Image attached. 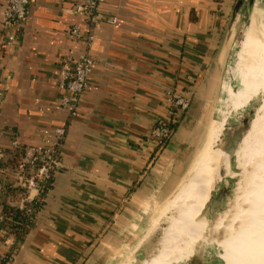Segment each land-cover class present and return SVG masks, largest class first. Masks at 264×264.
Listing matches in <instances>:
<instances>
[{"label": "crops", "instance_id": "1", "mask_svg": "<svg viewBox=\"0 0 264 264\" xmlns=\"http://www.w3.org/2000/svg\"><path fill=\"white\" fill-rule=\"evenodd\" d=\"M236 1L105 0V14L117 23L95 27L85 49L69 37L70 28L82 22L73 13L76 0H32L17 42L3 49L0 0L4 162L23 154L13 142L39 145L43 129H67L62 166L43 205L17 250L14 239L0 241V264L121 263L141 233V214L176 194L195 164L204 106L215 86L212 73L223 66ZM85 50L95 66L70 117L59 107V69L64 56ZM175 91L190 92L191 105L167 145L169 153L156 155L150 133L158 118L168 117ZM12 183V174H0V215L5 204L16 207L21 200L9 195Z\"/></svg>", "mask_w": 264, "mask_h": 264}, {"label": "bare ground", "instance_id": "2", "mask_svg": "<svg viewBox=\"0 0 264 264\" xmlns=\"http://www.w3.org/2000/svg\"><path fill=\"white\" fill-rule=\"evenodd\" d=\"M254 3V14L257 20H255L254 16L253 18L255 19L249 22L245 21L244 31L239 38L238 49L235 55L234 72L241 63L240 59L250 70L247 83L240 87L236 85L233 76L232 84L229 81V87L222 88L220 100H224L225 104L222 105L221 102H218L215 111L218 123L212 128L216 136H218V133L221 134V141L218 142L217 137L214 141L212 140V147L214 146V149L209 151L207 167L202 177L191 179L188 186L179 190L174 196L176 206L173 205L174 207L171 210L169 209V212L166 211L165 217L177 209L178 215L176 218H172L168 234L166 231L163 234L160 242V251L151 260L146 261L145 264H166L177 257L179 258L170 264H186L189 258L196 252L195 246L203 240L208 225L207 221H203L198 225L192 224V221L195 218L194 216L199 214L205 205L209 193L208 186L210 180L213 177L219 176L221 166L226 170L229 167L230 159L225 155V149L229 140V130L226 128V125L232 115L237 113V116L240 117L247 108H250V110L248 113L246 137L236 153L234 171L227 174V178L238 175L240 182H237L236 187L229 192L232 195L230 204L227 205L225 212L217 217L216 226L214 225L212 230L214 231V236L216 233L219 234L220 231H225L228 234L227 238L224 237L223 240L217 243L218 247L222 250L221 257L224 264H264V219L262 221L254 217L251 225L246 223L244 225V222H247L249 218L252 219L249 217V214L254 215V210H257L260 207L259 205L263 203L262 201H264V0H254ZM260 12L263 13V16L257 25L258 14ZM240 14L236 15L232 26L236 24L237 17ZM253 66H257V70ZM227 70L225 81L229 80L227 78L229 74L228 66ZM251 81L252 87L249 88L248 83ZM234 85L237 90H234ZM231 109L232 111L230 112ZM201 159L199 165L197 164L199 167L197 175L205 168L206 159ZM234 209H238L237 213L239 214L240 212L241 215L239 214L238 216L236 214V217H234L236 221L238 219L237 225L239 226H236L238 230L232 233L233 225L232 223L228 224V220L225 221V219L229 217L228 215ZM178 216L179 218H177ZM190 225L193 228L188 229ZM189 233H193V237L188 238ZM167 247L169 249L172 248V251L167 250Z\"/></svg>", "mask_w": 264, "mask_h": 264}, {"label": "built area", "instance_id": "3", "mask_svg": "<svg viewBox=\"0 0 264 264\" xmlns=\"http://www.w3.org/2000/svg\"><path fill=\"white\" fill-rule=\"evenodd\" d=\"M32 0H5L3 7L2 29L4 31L3 49L13 46L19 33L25 27L28 17V8ZM105 0H76L73 13L82 20L69 30V37L88 49L93 43L94 29L101 24L115 25L117 19L105 14L103 5ZM83 24L87 30L83 31ZM58 75V89L62 92L60 109L68 116L76 115L82 95L89 87V77L93 73L95 61L87 50L70 53L61 61ZM3 94L0 93V104ZM192 94L188 91L170 93L168 98L169 115L166 118H158L150 133V139L156 143L158 153L167 148L174 130L172 124L181 119L190 108ZM67 133L66 127L45 128L42 130L43 144L22 147L17 141L13 142V149L23 152L19 160L12 165L4 167L1 161L5 153L0 150V174L13 175L12 185L23 189L26 196L22 198L16 207L23 208L26 203L33 202L44 191L46 184H51L53 176L62 166L61 150ZM32 211V210H31ZM29 211V212H31ZM3 214L0 215V227L5 222ZM4 240L14 239L12 233L2 229ZM9 234V235H7ZM7 235V236H6ZM8 256L6 261L10 262Z\"/></svg>", "mask_w": 264, "mask_h": 264}, {"label": "rangeland", "instance_id": "4", "mask_svg": "<svg viewBox=\"0 0 264 264\" xmlns=\"http://www.w3.org/2000/svg\"><path fill=\"white\" fill-rule=\"evenodd\" d=\"M233 13H234V10H233V12L230 13V16H229L230 20L233 17ZM261 13L262 12H260L258 14L259 18H258V21H257V25L259 23L260 18L263 16V13L262 14ZM254 16L256 18L255 14H254ZM255 18H253V19H255ZM255 20H257V18ZM245 21L249 22L250 18L247 16V13L244 11V12H241V14L237 17V22L234 25V28L233 29L230 28L229 31H228V34H227V37H226V45H227V47H226L227 49L226 50H227V52H226L225 58L222 61V65H223L222 68H218L217 72L212 73L213 74L212 77L213 78L215 77L214 80H213L215 86L210 88L212 96L209 97V98L207 97V105H205V106L203 105L204 107H206V108L208 107V108H207V114L206 115L204 114V119L202 120L203 121L202 122L203 126H205L204 130H202V133L200 132L202 140H201V142H200V144H199V146L197 148V154H196L197 156L194 158V159H196V161L194 160L195 164H194V162H193V164H191L190 169L187 172V175H186L185 180H184L185 184H184V186L182 188H186L188 186V184L191 182L190 181L191 179H199V178L202 177V174H204V171H205V169L207 167V161H208L207 156L209 154V151H212L214 149V146L212 147L214 139L217 137L218 138V142L221 141V134L218 133V136H216L214 131L212 130L213 126L218 123L217 122L218 120H216V117H215L216 116L215 115V111L217 109V104H218V102H221L222 105L225 104L224 100H220L221 99V94H222V93H219L220 88H221V91H222L223 87H229V85H230L229 81L232 84L233 76H234L236 85H239L241 87V86H244L247 83L246 81H247L248 73H249L250 70L247 68L248 66H246L245 63L241 59H240L241 63L237 67L238 69L236 68L235 69L236 71L234 72V67H235V63H236V56L235 55L237 53V49H238L237 48V46H238L237 43L239 41L238 32H239L240 28H241L242 32L244 31ZM235 44H236V46H235ZM253 46H254V43H253ZM235 48H237V49L235 50ZM227 56H228V58H227ZM227 66L229 67V74H228V77H227V78H229V80L225 81L226 80V72H228ZM253 67H254L255 70H257V66H253ZM233 72H234V75H233ZM221 85H222V87H221ZM248 87L249 88L252 87V81L250 83H248ZM208 89L206 90V93L208 92ZM234 90H237L235 85H234ZM206 95L208 96V93ZM263 107H264V105H263ZM195 110L196 111L197 110L200 111V106L199 105L196 106ZM199 115H201V114H199ZM156 153H157L156 155H158V152H156ZM203 155H204V157H203ZM201 158L206 159L205 160L206 164H205V168L203 169V171H201V173L199 175H197L196 173L199 172L198 171L199 167L197 166V164L199 165V162L202 160ZM232 178H234L235 180L238 178L236 183L234 185H232V189H233V188L236 187L237 182L238 183L240 182V180H239L240 177L238 175H235L234 177H231V178H227L226 177L225 179L221 180L222 182L219 181L220 180L219 176L213 177V179L210 180L209 186H208L209 193H208V196L206 198L205 205L202 208V210L199 212V214L194 216L195 218L193 217L194 219L192 221V224L195 223V225H198V224L202 223L203 221L204 222L207 221L205 218H202V219L200 218L201 217L200 216L201 213L205 210L206 206L209 204L210 199L212 197H214L222 189V187H224L229 181H231ZM181 189L179 188V190H181ZM176 194H174L172 197L167 199V201H165L164 203L152 204L151 209H149V210L145 209V214L144 215H143V213L141 214V217H142V219L140 220L141 233H140L139 237L137 238V240L135 242V245L130 248V250L127 252V255L123 258V260L119 264H137V263L140 264L141 259H143L144 249L147 248L148 246L150 247L149 249L151 251V255H153V257L156 256L157 252L160 251L161 244H159V242L163 238V234H165V231L168 234V232H169L168 228L170 227L169 225L172 222V218H174V217L176 218V216L178 215V209H177L175 212H173V213L170 212L169 216L167 215L165 217V215H166L165 213L169 212L168 211L169 209L171 210L174 206H176L175 199H174V196ZM229 195H230V193H229ZM231 197H232V195H230V197L228 198L227 205L230 204L229 202L231 201L230 200ZM262 202L263 203L259 205L260 207H258L257 210H254V215L249 214V217H251L252 219L249 218V220L247 222H244V225H245V223L251 225V223L253 222L254 217H257L259 220L264 219V201H262ZM227 205L225 206V208L221 212H219L217 214V217L221 213L225 212ZM170 206H172V207H170ZM234 212H236V213L234 214ZM237 212H238V209L237 210H235V209L232 210L230 215H228L229 217L225 219V221L228 220L227 221L228 224L232 223V225H233L232 226V233L233 232L235 233L238 230L237 227L239 226V225H237L238 224V219L236 221V218H234V217H236V214H238ZM239 214H240V212H239ZM239 214H238V216H239ZM177 218H179V216ZM234 220H235V223H234ZM209 221L211 223V219ZM262 221H260V222H262ZM216 223H217V221H215V223H213L212 226L210 227V230H209V232L207 234L206 239L204 240V237H203V240L201 242H199L196 245L195 248L197 249V252H200V250L202 248L203 249L205 248V250L207 251V253H206L207 256H209V254H211L212 253L211 251L213 250L214 251L213 252V257L215 259L214 260L215 261L214 264H224V262H222V261H219V263H217V261H216L217 258H218L217 256L219 255V257H220V255L222 253V251L218 247L217 243H219V241L223 240L224 237L227 238L228 234L225 233V231H220L219 234L216 233L215 236H214V231L212 230V228L214 227V225L216 226ZM191 228H193L192 225H190V227L188 229H191ZM155 233H159V236L156 238L155 244L154 243L150 244L151 241H153V237H154ZM187 237L188 238L189 237H193V233H189ZM203 241H205V243H203ZM165 250H166V248H165ZM167 250L172 251V248L171 249L168 248ZM177 258H179V257H177ZM177 258H174V260H172L171 262L175 261ZM151 259H149V260H151ZM133 260H135L136 262L133 261ZM171 262L166 263V264H170Z\"/></svg>", "mask_w": 264, "mask_h": 264}, {"label": "water", "instance_id": "5", "mask_svg": "<svg viewBox=\"0 0 264 264\" xmlns=\"http://www.w3.org/2000/svg\"><path fill=\"white\" fill-rule=\"evenodd\" d=\"M235 8H234V13H233V17L230 20L229 26L230 28L232 27V23L236 17L237 14H240L241 12H246L247 16L250 18V21L253 19L254 16V0H237L235 3ZM243 32L240 28L239 32H238V38H240L242 36ZM237 38V39H238ZM239 44V43H237ZM236 46V44H235ZM237 48H235L236 50ZM249 110L250 108H247L240 117L237 116V113H235V115H232L230 118V121L227 123L226 128L229 130L228 132V136H229V140H228V144L227 147L225 149V155L228 157V159H230V164L228 169L226 170L223 166L220 167L219 170V178L220 180H223L227 177L228 172L231 173V171H233L235 169V156L236 153L238 151V149L240 148L241 144L243 143L244 139H245V134H246V130H247V122H248V117H249ZM232 111V109L230 110V112ZM169 153V150L166 148L163 152V155H167ZM165 161V160H164ZM164 161H162V163H164ZM236 183V180L234 178L231 179V181H229L224 187H222V189L214 196L210 199L209 204L206 206L205 210L201 213V219L205 218L207 220V229H206V233L204 234V240L207 237V234L210 230V227L212 226L213 223H215L216 221V217L217 214L219 212H221L225 206L227 205V200L230 197L229 192L232 189V185H234ZM211 219V223L210 220ZM167 227V226H166ZM159 236V233H156L153 237V241H151L150 244H155V240L156 238ZM161 239V238H160ZM161 242V240H160ZM159 242V244H160ZM203 243H205V241H203ZM196 247V246H195ZM150 247L148 246L147 248L144 249V255H143V259H141L140 264H145L146 261H148L149 259H151L153 257V255H151V251L149 249ZM222 251V250H221ZM212 253L209 254V256H207V251L205 250V248L201 249L200 252H196L192 255V257L189 258V260L187 261L186 264H213L215 263V259L213 257V250L211 251ZM222 254V253H221ZM217 263L219 261H223L221 255L219 257V255L217 256ZM138 264V263H137Z\"/></svg>", "mask_w": 264, "mask_h": 264}, {"label": "trees", "instance_id": "6", "mask_svg": "<svg viewBox=\"0 0 264 264\" xmlns=\"http://www.w3.org/2000/svg\"><path fill=\"white\" fill-rule=\"evenodd\" d=\"M179 120L172 124V128L175 131L178 127ZM22 152L19 151V155H21ZM16 159L15 161H17ZM13 162H4L1 161V165L4 167L12 165ZM52 182V181H51ZM50 183L46 184L44 187V191L41 193V195L36 198L33 202L26 203L23 208L13 207L9 206L7 204L3 207V216L6 218L3 225L0 227V232L2 229H6L9 231V233H12L15 241V247L14 249L17 250L19 246L25 241L30 226L32 225V221L36 215V213L39 211V209L43 205V199L45 197V194L47 193L48 189L50 188ZM8 193L12 197L16 198H24L26 196V192L23 189L16 188L13 185H7ZM32 210V211H31ZM31 211V212H29ZM9 235V234H7ZM6 235V236H7ZM4 240V235H1L0 233V241Z\"/></svg>", "mask_w": 264, "mask_h": 264}]
</instances>
